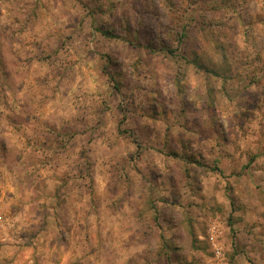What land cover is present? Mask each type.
I'll list each match as a JSON object with an SVG mask.
<instances>
[{"label":"clouds","instance_id":"clouds-1","mask_svg":"<svg viewBox=\"0 0 264 264\" xmlns=\"http://www.w3.org/2000/svg\"><path fill=\"white\" fill-rule=\"evenodd\" d=\"M0 264H264V0H0Z\"/></svg>","mask_w":264,"mask_h":264}]
</instances>
